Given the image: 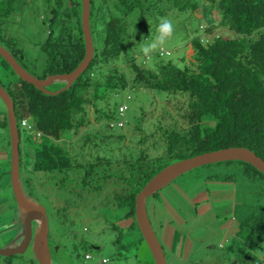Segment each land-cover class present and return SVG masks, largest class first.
<instances>
[{
    "label": "trees",
    "instance_id": "1",
    "mask_svg": "<svg viewBox=\"0 0 264 264\" xmlns=\"http://www.w3.org/2000/svg\"><path fill=\"white\" fill-rule=\"evenodd\" d=\"M45 1L48 16L43 24L48 31L39 45L45 59L39 78L70 73L85 55L81 0ZM13 4L14 0H0V22L12 14ZM107 7L112 10L106 18ZM202 8L208 18L204 17L199 26L201 35L188 43L195 57L193 66L181 68L170 61H158L148 68L147 61L138 62L133 41L140 31L135 34V28L148 22L147 28H151L169 11L195 13ZM99 19L104 28L96 48L95 26ZM89 21L93 58L68 88L62 89V82L47 87L50 92L59 91L53 95L19 79L0 56V84L14 102L20 136L21 187L23 191L26 187V195L32 197V181L40 187L45 185L52 197L63 202L54 206L50 201L51 215L62 225L68 222V210L83 202L87 209L100 210L117 242L125 231L117 225L119 220L128 221L127 231L135 227L140 232L135 221L136 195L164 167L230 147H245L264 160V0H90ZM0 45L34 74L12 39L0 36ZM167 55L161 51L158 57ZM127 90L150 93L155 102V94H165L167 109L161 111L162 115L155 111L148 119L151 111L140 107L137 122L128 132L126 123L118 125L128 106L116 100ZM123 104L127 109L122 116L119 107ZM91 112L97 123L94 128ZM24 120L30 131L22 128ZM103 120L108 122L101 127ZM0 126L8 129L6 117ZM114 128L124 133H113ZM78 135V152L70 141L64 147L58 145L65 136ZM128 136L131 146L126 147ZM210 165L231 170L250 182L264 181V174L243 161L205 166ZM5 174L9 178V172ZM235 176L229 173L223 178H208L228 183ZM115 214H120L117 221L112 219ZM234 228L227 253L237 264H264V204L255 206ZM87 231L83 227V232ZM69 236L76 238L72 232ZM139 241L144 242L141 234ZM13 257L4 259L9 264Z\"/></svg>",
    "mask_w": 264,
    "mask_h": 264
},
{
    "label": "rangeland",
    "instance_id": "2",
    "mask_svg": "<svg viewBox=\"0 0 264 264\" xmlns=\"http://www.w3.org/2000/svg\"><path fill=\"white\" fill-rule=\"evenodd\" d=\"M13 5L12 14L0 22V36L15 42L16 48L24 56V64L36 76L40 77L44 70L45 59L39 45L47 36L48 30L47 26L43 24V19L48 16V3L45 0H14ZM203 9L195 13L169 11L161 17L170 19L175 30L167 43L151 53L149 58L140 51V46L155 38L161 18L158 17L151 28H147L149 22L144 27L135 28V34L140 31L138 38L133 41L134 53L138 62L147 61L145 66L148 68L153 67L154 63L158 61H170L181 68L187 65L193 66L195 57L188 43L194 36L201 35L199 26L205 17ZM111 10V7L104 10L106 18L109 17ZM95 27L94 45L97 48L100 45L99 39L104 28L102 19L98 20ZM145 27L146 32L144 31ZM161 51L163 53L168 51L169 55L158 57ZM119 65L124 67L123 63ZM0 78H2L1 75ZM6 80L4 79V82ZM164 95L162 93L155 94L157 99L155 102L150 93L145 94L139 90L137 92L130 90L121 92L116 100L118 103L124 102L128 106L124 118L127 124L125 129L129 132L131 127L136 124L140 107L151 111L148 119L152 118L155 111L162 115L161 111L167 109L163 101ZM112 102L113 100L110 101L111 109ZM4 117H6V107L0 99V122ZM90 118L91 127L94 128L97 123L94 121L93 112H91ZM107 122V120H103L101 127H104ZM113 133L124 132L122 129L114 128ZM78 138L79 135L74 138L65 136L58 145L64 147L65 142L69 143L70 141L74 151L78 152L80 148ZM23 139L24 135L21 132V149L25 154L26 147ZM129 139L128 136L125 140L126 147L131 146ZM151 153L155 152L151 151ZM7 171L10 172V136L8 129L0 126V208H2L0 210V225L4 224L5 226V230L0 229V233H2L0 234V248L16 241L20 232V226L13 225L12 227L11 225L12 220L17 222L18 216L10 188V178L5 174ZM229 173L233 177L235 176L233 171L219 165L202 166L180 175L171 182L197 203V215L194 219L186 215L177 204L167 198L163 188L159 190L157 196L147 198L148 216L163 246L167 264H237L235 258L227 253L226 247L232 238L237 222L252 211L255 206L264 204V181L250 182L235 176L233 182L227 183L208 178L217 175L223 178ZM32 182L35 186L31 187L33 196L30 198L36 200L47 214L53 264H103L102 259L105 258L108 261L106 264H154L147 244L145 241H139L140 232L135 227L126 230L128 221L119 220L117 222V225L125 231L121 236L122 239L115 242L116 234H113L104 222L100 210L98 208L96 210L87 209L82 202L76 209L68 210L69 213L66 216L68 222L62 225L58 218L51 215L50 201L54 206H60L63 202L60 203L56 197H52L53 194L45 190V185L40 187L35 181ZM23 188L26 195L27 188L24 186ZM115 215L116 217L112 219L117 221L120 214ZM83 227H86L88 231L83 232ZM163 229L176 232L173 251L169 245L170 237L167 241L161 238ZM69 232L74 233L76 238H71ZM81 239L84 240V244L81 243ZM177 243L179 246L181 245L179 249L176 246ZM52 250L54 253L51 252ZM30 251L29 248L24 254L10 258L9 264H33ZM85 252L90 255V259H84ZM119 253L123 255H119ZM0 264H8L2 256H0Z\"/></svg>",
    "mask_w": 264,
    "mask_h": 264
},
{
    "label": "water",
    "instance_id": "3",
    "mask_svg": "<svg viewBox=\"0 0 264 264\" xmlns=\"http://www.w3.org/2000/svg\"><path fill=\"white\" fill-rule=\"evenodd\" d=\"M89 18L90 0H81V26L85 43V55L79 65L70 73L39 78L22 67L2 45H0V56L19 79L33 85L43 93L53 95L59 91L50 92L47 87L53 83L62 82L65 83L62 89L68 88L85 71L93 58L94 48ZM0 99L6 107V120L10 136V188L18 212L17 222L20 226L18 242L12 241L0 248V256L22 255L30 248L32 257L38 264H53L49 246V223L46 211L36 200L27 197L21 188L19 171L20 136L16 123L14 102L1 84ZM225 161H243L264 174V160L262 158L245 147H230L205 152L174 162L154 175L137 193L135 198V221L143 240L152 254L154 264H167V260L163 246L148 216L146 209L147 198L190 170Z\"/></svg>",
    "mask_w": 264,
    "mask_h": 264
},
{
    "label": "crops",
    "instance_id": "4",
    "mask_svg": "<svg viewBox=\"0 0 264 264\" xmlns=\"http://www.w3.org/2000/svg\"><path fill=\"white\" fill-rule=\"evenodd\" d=\"M163 191L165 193L164 195L167 196V198H169L170 200H172L175 204H177L178 207H180V209L186 215H188L192 219L196 218L197 203L193 202L192 199H190L178 186L173 185L172 183H169L167 186H165L163 188ZM1 209L2 208H0V210ZM15 211H16V208H15ZM11 225H12V227H13V225L19 226L18 223L13 221V220L11 221ZM0 229L5 230L4 224L0 225ZM0 234H2V233H0ZM175 234H176V232L174 230L165 231V229H163L161 231V238L166 239V241H167L168 238L170 237L169 245H170V248L172 251H173L174 245H175ZM18 236H19V234L17 235L16 242L18 241L17 240ZM176 246L179 249L181 245L179 246V243H177ZM181 249H182V247H181Z\"/></svg>",
    "mask_w": 264,
    "mask_h": 264
},
{
    "label": "clouds",
    "instance_id": "5",
    "mask_svg": "<svg viewBox=\"0 0 264 264\" xmlns=\"http://www.w3.org/2000/svg\"><path fill=\"white\" fill-rule=\"evenodd\" d=\"M174 30H175V26L170 19L161 18L158 28H157V35L152 41L142 44L140 46V51L145 56H150L151 53L155 52L156 50H158L160 47L164 46L167 43L169 38L173 35ZM164 53H167V52H164Z\"/></svg>",
    "mask_w": 264,
    "mask_h": 264
},
{
    "label": "built area",
    "instance_id": "6",
    "mask_svg": "<svg viewBox=\"0 0 264 264\" xmlns=\"http://www.w3.org/2000/svg\"><path fill=\"white\" fill-rule=\"evenodd\" d=\"M126 109H127V106L125 104L121 105L119 107V113H120V115L123 116L124 115V112L126 111ZM124 123H125V121L122 120L118 125L120 127H122V126H124ZM21 126H22V128L26 129L27 131H30L31 130V127H30V125L28 124V122L26 120H24V121L21 122ZM37 136H39V134H37ZM85 258L88 259L89 258V255H87ZM102 262L105 263L106 262V259H102Z\"/></svg>",
    "mask_w": 264,
    "mask_h": 264
},
{
    "label": "flooded vegetation",
    "instance_id": "7",
    "mask_svg": "<svg viewBox=\"0 0 264 264\" xmlns=\"http://www.w3.org/2000/svg\"><path fill=\"white\" fill-rule=\"evenodd\" d=\"M49 246H50V245H49ZM87 255H88V254H86L85 257H86ZM90 258H91V257H90V255H89V258H88V259H90ZM84 259H86V258H84ZM88 259H86V260H88ZM107 262H108V261H107ZM107 262H106V263H107Z\"/></svg>",
    "mask_w": 264,
    "mask_h": 264
}]
</instances>
